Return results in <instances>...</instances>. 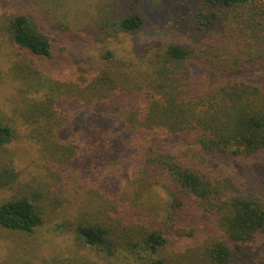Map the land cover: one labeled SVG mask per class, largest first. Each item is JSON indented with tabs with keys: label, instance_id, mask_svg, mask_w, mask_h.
Returning <instances> with one entry per match:
<instances>
[{
	"label": "rangeland",
	"instance_id": "1",
	"mask_svg": "<svg viewBox=\"0 0 264 264\" xmlns=\"http://www.w3.org/2000/svg\"><path fill=\"white\" fill-rule=\"evenodd\" d=\"M109 1L0 0V120L14 132L11 142L0 148V204L21 197L35 202L43 227L32 240L40 245L55 243L60 248L66 243L78 244L74 236L80 224L110 216L121 220L123 227L146 226L163 231L167 242L163 254L170 264H180V254L185 255L187 264H209L200 239L205 237L208 242L217 232L215 208L206 209L201 201L177 189L166 173L147 172L143 162L148 157L143 150L134 149L129 123L120 125L116 118L95 112L89 105H77L75 97L68 94L78 80L93 79L121 57L117 56L121 48L117 41L106 40L99 29L98 17ZM139 11L145 14L143 29L133 36L121 37L138 61L141 55L174 43L194 49L196 66L205 65L221 52L219 48L225 43L222 38L230 34L221 23L229 14L227 9L214 7L207 0H148ZM210 13L217 15L216 20L203 25L204 16ZM17 14L27 16L49 38V58L32 56L9 40L4 28ZM107 51H114L115 56L106 57ZM227 80L231 77L220 76L208 84L203 75L195 73L193 84L195 89L201 87L197 91L203 95L208 85ZM32 85L47 91L46 98L52 100L53 118L39 122L44 127L38 138L45 139V144L53 147V142L72 136L82 140V131L90 133L97 117L107 126L103 134L112 131L116 135L114 150L107 147L98 156L84 148L74 159L65 152L56 156L44 153L45 149L36 143V130L35 137L30 134L26 112L28 102L37 100L30 95ZM59 86L66 87L61 94ZM88 104L92 105V101ZM84 117L95 119L85 127ZM185 138L170 145L183 165L213 178L227 194L264 196V154L246 160L214 159L199 149L192 135ZM25 240L24 235L0 228V264H22L18 251L28 261L30 251L24 249ZM234 251L230 264H264V234L254 236L245 250Z\"/></svg>",
	"mask_w": 264,
	"mask_h": 264
},
{
	"label": "trees",
	"instance_id": "2",
	"mask_svg": "<svg viewBox=\"0 0 264 264\" xmlns=\"http://www.w3.org/2000/svg\"><path fill=\"white\" fill-rule=\"evenodd\" d=\"M147 1H109L98 17L99 29L106 40L117 41L121 47L117 56L121 57L93 79L78 80L68 94L75 97L77 105H89L95 112L116 118L120 125L129 123L134 149L143 150L148 157L143 162L147 172L166 173L177 189L201 201L206 209L215 208L217 232L208 242L205 237L200 239L203 256L209 264H230L234 249L245 250L254 236L264 234V196L227 194L213 178L179 162L170 145L192 135L199 149L214 159L246 160L264 154V0H207L214 7L227 9L229 14L221 23L230 34L222 38L225 43L219 48L221 52L199 66L198 60L192 58L194 49L174 43L141 55V61L132 57L127 49L129 43L121 37L133 36L143 29L145 14L139 7ZM216 18L215 13L205 15L203 25ZM4 32L15 46L30 55L43 59L51 56L49 38L27 16L10 18ZM113 53L107 51L106 57H114ZM195 73L203 75L206 83L226 75L231 80L212 86L208 83L206 92L200 95L197 90L201 87L195 89L193 84ZM31 87L30 95L37 100L26 106L30 134L35 137L36 130V143L45 149L44 153L56 156L65 152L74 159L84 148L98 156L107 147L114 150L116 135L112 131L103 134L107 126L97 117L90 133L82 131V140L72 136L53 142L50 134L54 145L45 144V139L38 138L44 127L39 122L53 118L52 100L46 98L47 91L41 87ZM57 89L61 94L66 87ZM95 118L84 117L82 122L88 127ZM118 133L125 137L121 131ZM13 135L11 126L0 120V148L10 143ZM36 207L25 197L0 204V228L25 236L24 249L30 251V258L25 262L18 251L22 264H170L163 254L167 245L163 231L146 226L123 227L121 220L110 216L80 224L74 236L78 244L61 243L60 248L55 243L37 244L32 236L43 227V220ZM184 257L180 254V264Z\"/></svg>",
	"mask_w": 264,
	"mask_h": 264
}]
</instances>
